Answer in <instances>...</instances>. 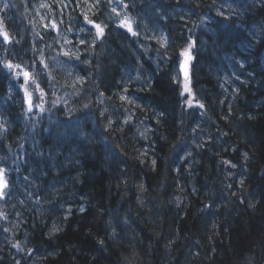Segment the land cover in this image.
I'll use <instances>...</instances> for the list:
<instances>
[{
  "label": "trees",
  "instance_id": "trees-1",
  "mask_svg": "<svg viewBox=\"0 0 264 264\" xmlns=\"http://www.w3.org/2000/svg\"><path fill=\"white\" fill-rule=\"evenodd\" d=\"M0 114V264H264V0H0Z\"/></svg>",
  "mask_w": 264,
  "mask_h": 264
},
{
  "label": "snow or ice",
  "instance_id": "snow-or-ice-1",
  "mask_svg": "<svg viewBox=\"0 0 264 264\" xmlns=\"http://www.w3.org/2000/svg\"><path fill=\"white\" fill-rule=\"evenodd\" d=\"M4 7H7V4H5ZM113 11H115V9H113ZM85 20L87 21L88 24L93 25L95 27V29L97 30L96 31L97 37L103 36L104 29L101 27L100 24H94V22L92 20L88 19L87 16H85ZM121 26L125 27L127 29V31L130 32L132 35H137V33L135 31H133L131 21L129 20L128 17L124 18V20L121 22ZM53 27H55V25H53ZM3 35H4V38L7 40L8 39L7 33H3ZM81 43H83V41H81ZM191 47H192V45H189L188 49H186L183 53H181V55L186 57V60L191 59V56L189 53V49ZM64 55L69 56V53L65 52ZM72 55H75V54H72ZM75 58L79 59V56H75ZM41 63H43V61H41ZM5 67L8 69H12V68L17 67V66L12 65L11 63H6ZM45 67H47L46 64H45ZM23 75H24L25 80L27 81L29 79L30 74L28 72H24ZM32 83L35 84L36 81L33 79ZM37 88H39V85H37ZM185 90L186 91L188 90L187 87ZM40 92H41V98H42L44 95L43 89H40ZM25 95L28 97V111L31 112L33 109V104H32V100H31L32 94L30 92H28L27 90H25ZM121 99L123 100V99H125V97L122 96ZM35 107L39 108L41 111H44L43 104H37V105H35ZM201 107H203V105H201ZM4 187H6V184L3 181V170L0 169V189H3ZM3 195H4V192L0 191V197H2Z\"/></svg>",
  "mask_w": 264,
  "mask_h": 264
},
{
  "label": "rangeland",
  "instance_id": "rangeland-1",
  "mask_svg": "<svg viewBox=\"0 0 264 264\" xmlns=\"http://www.w3.org/2000/svg\"><path fill=\"white\" fill-rule=\"evenodd\" d=\"M182 59H186V57L184 56ZM181 59V60H182ZM180 60V61H181ZM179 61V62H180ZM190 62H191V59L189 60ZM172 69H173V74H174V77H175V79H178L179 77H180V73H179V64H177V65H172ZM181 78V77H180ZM182 80H184V79H182ZM183 85V90H184V92H186V93H189L190 94V91H189V87L191 86V83H190V80H186V81H184L183 83H182ZM186 87H187V91L185 90L186 89ZM193 102L195 103V104H193V105H197L200 101L198 100V99H193ZM237 177V176H236ZM3 181H4V183H5V178H4V174H3ZM0 191H4V188L3 189H0ZM1 198V197H0Z\"/></svg>",
  "mask_w": 264,
  "mask_h": 264
},
{
  "label": "bare ground",
  "instance_id": "bare-ground-1",
  "mask_svg": "<svg viewBox=\"0 0 264 264\" xmlns=\"http://www.w3.org/2000/svg\"><path fill=\"white\" fill-rule=\"evenodd\" d=\"M92 21H93L94 23H97V19H96V17H94V18L92 19ZM101 27H102L103 29L105 28L103 25H101ZM12 36H13V37H16V33H15V32H12ZM72 75L75 76L74 73H72ZM3 121L6 122V120H3ZM1 129H3V132H5V133H9L10 130H11V125H10L9 123H3L2 126H1Z\"/></svg>",
  "mask_w": 264,
  "mask_h": 264
},
{
  "label": "water",
  "instance_id": "water-1",
  "mask_svg": "<svg viewBox=\"0 0 264 264\" xmlns=\"http://www.w3.org/2000/svg\"><path fill=\"white\" fill-rule=\"evenodd\" d=\"M180 70L182 72L183 77H186L188 74V63H187V61H184L181 63ZM24 81H26L25 78H24Z\"/></svg>",
  "mask_w": 264,
  "mask_h": 264
}]
</instances>
